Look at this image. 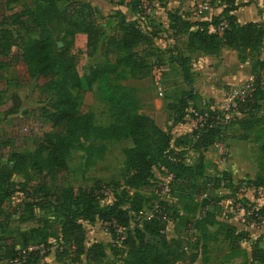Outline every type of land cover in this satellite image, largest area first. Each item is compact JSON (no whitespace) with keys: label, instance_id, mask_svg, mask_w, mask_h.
<instances>
[{"label":"trees","instance_id":"trees-1","mask_svg":"<svg viewBox=\"0 0 264 264\" xmlns=\"http://www.w3.org/2000/svg\"><path fill=\"white\" fill-rule=\"evenodd\" d=\"M126 1L134 11L142 6V0ZM224 2L221 13L208 20L192 22L184 19L178 11L167 12L168 28L175 38L185 34V49L189 54L199 52L204 56L215 57L225 48L235 52L239 63L247 60L253 62L250 89L243 99L236 100L230 112L248 116L240 124L245 133H253V140L258 143V170L261 176L253 184L255 188L264 190V119L254 114L260 109L259 101L264 92L260 74V71H264V61L258 59L264 40V29L259 23H237L234 12L246 6L245 3L236 5L235 0ZM19 17L24 19L14 21L24 20L23 33H16L15 37L4 27L5 24L1 25L0 56L16 61L24 67L30 79L42 82L39 91L49 97V103L41 108V114L50 123L51 131L42 134L35 141L32 152L13 151L10 154V167L0 169V201L20 193L24 198L22 205L27 210L53 209L61 216L62 225L56 241L57 259L71 254L70 261L75 264L82 257L90 264L179 263L188 248L178 239H165L164 227L159 220H141L140 212L145 208L146 202L142 189L151 184L154 171L160 168L172 173L170 190L174 182L181 181L177 183L181 186L188 183L191 177L201 176L205 151L216 142H226L220 128L225 118L223 113L208 111L202 125L197 124L191 132L193 140L190 148L199 153L196 165H186L184 151L172 150L171 131L186 116L187 101L192 98L189 91L183 92L177 107H173L175 115L172 125L164 132L151 118L138 113L137 98L128 90L105 85L110 76L115 82L139 80L147 76V59L153 56L155 33L147 32V28L145 31L140 22L122 23L118 31L107 37L103 44L101 39L104 30L97 24L102 15L97 7L83 0H42L35 9L25 10ZM109 20L110 18L105 19V24ZM78 33L86 36L87 57H93L98 48H101L104 56L115 52V62L92 67L86 76L81 77L77 71L76 59L72 55L75 35ZM57 42L62 44L60 48ZM140 46H144L143 54L136 51ZM170 62L181 69L184 82L190 86L192 75L188 58L171 57ZM95 85H99L97 93L101 96L103 94L102 98L109 104L113 119V123L105 127L95 124L92 113L82 114L79 111L80 94L92 92ZM225 121L227 123L228 119ZM121 140H130L132 143L130 148L123 151L124 167L129 176L122 185H113L112 199L109 202L102 191L109 187L100 181L80 188L77 194L72 191L63 193L62 203L54 204L44 188L39 189L44 198L34 201L25 183L11 180L16 174L24 178L30 173L42 177L50 171L65 172L67 158L74 150L84 154V166L86 169L91 168L103 159L106 153L105 143ZM183 144L182 141L177 143L179 146ZM222 182L227 183V188L234 184L229 173L223 171L220 177L203 183L200 196H206L205 191L217 190ZM180 190L183 194H188L190 187ZM204 204L207 205L208 201L204 200ZM160 205L165 213L169 212L168 203L160 202ZM261 216H264V206L253 209L252 220ZM97 222L108 225L113 240L122 239V257L118 263L103 261L106 258V249L102 243L95 241L86 246L84 224L93 225ZM187 223L199 231L202 240L207 236L205 225L217 224L214 219L192 220ZM120 230L124 231V237L119 235ZM229 232L233 233L234 229L229 228ZM244 236L242 233L235 235V241L244 239ZM45 245L42 244V249L33 247L28 250L31 247L26 246L5 250L2 259L6 264H45L42 261L47 257L49 249V245ZM114 254L117 255L118 251ZM195 257H190L191 262Z\"/></svg>","mask_w":264,"mask_h":264},{"label":"rangeland","instance_id":"rangeland-1","mask_svg":"<svg viewBox=\"0 0 264 264\" xmlns=\"http://www.w3.org/2000/svg\"><path fill=\"white\" fill-rule=\"evenodd\" d=\"M41 1L0 0V28L5 24L4 27L10 30L14 37L16 33H23L24 20L14 19H24L19 17V14L25 10L35 9ZM83 1L95 7L99 6L102 17L97 24L104 30L101 39L103 44L107 37L118 31L122 23L140 22L145 31L147 28V32L156 34L153 41V56L147 59L149 64L147 76L139 80L127 79L120 82L113 81L110 76L105 85L128 90L137 98L138 113L151 118L164 132L172 125L175 115L173 107H177L181 94L189 91L192 98L187 101L186 116L171 131L172 150L184 151L186 165H196L199 153L190 148L193 140L191 132L195 129L192 113L212 108L214 111L222 112L223 118L225 117L220 128L226 141L224 144L230 153L229 161L224 165L218 164L215 146L220 142H216L204 153L201 176H193L188 183L181 186L177 184L181 181L174 182L171 186L168 198L170 210L161 223L165 239H178L188 248L183 260L177 264H264V216L252 220L247 214L264 206V190L255 188L253 184V181L261 176L258 170V143L254 142L253 133H245L240 124V121L248 116L230 112L227 107L228 94L238 90L244 92L251 83L253 62L247 60L242 65L237 60L235 52L228 50L220 52L215 57L204 56L199 52L187 53L185 34L178 35L175 41L176 38L168 28L166 18L167 12L178 11L184 19L191 21L193 8L197 7L195 12L199 17L206 12L198 13L197 1L210 2L211 6L216 0H145L149 12L142 7L137 11L131 10L126 0ZM108 18L110 22L105 24V19ZM159 44L165 48H159ZM85 46L86 36L82 33L76 34L72 55L76 59L77 71L81 77L86 76L92 67L115 62V52L104 56L103 50L98 48L93 57H87ZM136 51L143 54L144 46L138 47ZM179 56L188 58L192 75L190 86L184 82L181 69L170 62L171 57ZM258 59L264 61V50H259ZM260 74L264 87V71H260ZM41 84V81L30 79L24 67L16 61L0 56V169L10 167L8 157L13 151L32 152L35 141L42 134L51 131L50 123L41 114V108L49 103V97L39 91ZM97 89L99 85H95L92 92L80 94L79 111L82 114L92 113L95 124L105 127L112 124L113 119L109 104L102 98L103 94L101 96L97 93L99 91ZM243 95L245 96V93ZM259 105L260 109L254 114L264 119V92ZM179 141L184 144L177 145ZM105 145L106 153L103 159L91 168H85L84 154L74 150L67 158L65 172L50 171L42 177L30 173L24 178L16 174L11 180L15 183H25L34 201H41L44 198V194L39 191L40 188H44L54 204L62 203L63 193L72 191L77 194L80 188L89 187L95 181H100L109 187L102 190L106 201L109 202L112 199L113 185H122L129 176L124 167L123 151L130 148L132 143L130 140H121L110 141ZM230 166L238 172L235 171L236 174L231 175L227 172ZM156 171L160 174L158 179L142 189L146 201L145 209L150 208L155 201L154 189L167 181L166 172H169L167 169L160 168ZM223 171L229 173L234 184L227 188V183L222 182L217 190L205 191L206 197L200 196L203 183L220 177ZM186 186H189L190 190L188 194H183L180 189ZM23 200V195L16 193L0 201V264H6L2 259L5 250H16L26 246L42 249V244L49 245L43 263L75 264L70 261L71 254L56 258V241L62 225L61 216L53 209L27 210L22 205ZM204 200L208 201L207 205L204 204ZM211 219L217 224L205 225L207 229L205 240H202L199 231L187 223L192 220ZM229 228H233L234 232H229ZM84 229L87 247L95 241L102 243L106 249V258L103 261L119 262L122 257L120 247L122 239L113 240L107 224L102 225L98 222L93 225L84 224ZM118 233L122 237L125 236L123 230ZM241 233L245 234L244 239L235 241L234 236ZM115 251H118L117 255L114 254ZM192 255L196 256L193 262L190 260ZM77 264L90 263L82 257Z\"/></svg>","mask_w":264,"mask_h":264},{"label":"built area","instance_id":"built-area-1","mask_svg":"<svg viewBox=\"0 0 264 264\" xmlns=\"http://www.w3.org/2000/svg\"><path fill=\"white\" fill-rule=\"evenodd\" d=\"M142 9H144L145 11L149 12V7L146 3L145 0H142ZM209 10V5H204L201 4L198 7V13H201L202 11H208ZM250 85L251 83L245 88V91L242 92L240 90L238 91H231L228 94V99H227V107L230 109L231 107L235 106L236 100H240L243 99L245 96L243 95V93H245V95L248 93L249 89H250ZM227 108V109H228ZM213 112L214 110L211 108L210 110L207 111H195L192 113V120L193 122H195V127L197 124L202 125L203 120L205 119V117L207 116V112ZM226 123V121H225ZM216 151H217V156H218V164L219 165H224L229 161V157H230V153L229 150L227 149L226 145L224 143H219L216 144ZM167 174V181H164L163 183H161L157 188L154 189V194L157 197V200H155L152 204V206L148 209H143L140 212V217L141 220H146L149 221L151 219H156L159 220L160 222L163 221V219H165L166 217V213L164 212V208L160 205V202L162 203H168V198L170 195V182L172 180V173L170 172H166ZM204 197H206L204 195ZM249 218H251V216L253 215V211L248 212L247 213ZM260 217H258L257 219H259ZM256 219V220H257ZM33 247L29 248L28 250H32ZM186 250V248H185Z\"/></svg>","mask_w":264,"mask_h":264},{"label":"crops","instance_id":"crops-1","mask_svg":"<svg viewBox=\"0 0 264 264\" xmlns=\"http://www.w3.org/2000/svg\"><path fill=\"white\" fill-rule=\"evenodd\" d=\"M196 3L199 4L198 6H200L201 3H203L204 5L208 4L209 10L202 13V17H199V15H197L195 12L197 7L193 8V10H192L193 14H192L191 21L192 20H195V21L208 20L212 17H216L217 15H219L221 13L223 7L225 6V2L223 0H216L213 3H211V6H210V2L204 3L201 1H197ZM235 3H236V5H239L241 3L246 4V6L241 7L234 12L237 23H239V24H244L247 22L259 23L262 25V27L264 29V0H235ZM159 48H165V47H163L159 44ZM225 50H227V49L223 48L220 52H223ZM261 50H264V40H263ZM228 51L230 52V50H228ZM246 62L247 61H245L244 63H241V64L243 65ZM168 67H170V65H168ZM161 169H164V168H161ZM235 171H236V169L233 166H230V169H228L227 172H229L232 175V174H236V172H238V171H236V172ZM159 176H160L159 172L155 170L154 171V180L158 179Z\"/></svg>","mask_w":264,"mask_h":264},{"label":"water","instance_id":"water-1","mask_svg":"<svg viewBox=\"0 0 264 264\" xmlns=\"http://www.w3.org/2000/svg\"><path fill=\"white\" fill-rule=\"evenodd\" d=\"M62 46V44L61 43H58V47L60 48Z\"/></svg>","mask_w":264,"mask_h":264}]
</instances>
